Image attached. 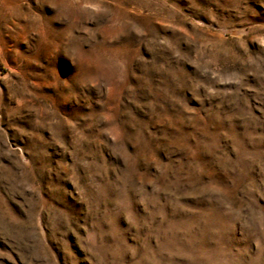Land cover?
<instances>
[{
    "label": "clouds",
    "instance_id": "clouds-1",
    "mask_svg": "<svg viewBox=\"0 0 264 264\" xmlns=\"http://www.w3.org/2000/svg\"><path fill=\"white\" fill-rule=\"evenodd\" d=\"M0 264H264V0H0Z\"/></svg>",
    "mask_w": 264,
    "mask_h": 264
}]
</instances>
